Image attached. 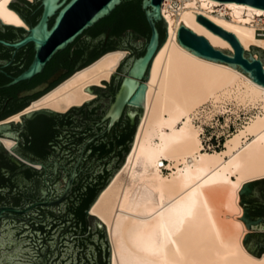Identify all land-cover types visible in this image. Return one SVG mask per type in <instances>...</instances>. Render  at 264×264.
Wrapping results in <instances>:
<instances>
[{
	"label": "bare ground",
	"instance_id": "1",
	"mask_svg": "<svg viewBox=\"0 0 264 264\" xmlns=\"http://www.w3.org/2000/svg\"><path fill=\"white\" fill-rule=\"evenodd\" d=\"M13 1L0 0V21L29 29L9 7ZM161 13L167 37L151 63L145 110L126 160L91 207L107 228L111 264H264V254L246 249L243 238L250 231L238 218L244 183L264 178V87L177 41L183 22L215 48L234 52L228 39L197 21L203 15L234 33L245 50L264 49L257 32L264 29V10L235 2L169 0L162 2ZM127 55L123 49L104 54L24 112L67 111L91 100L95 95L86 88L111 80ZM252 109L221 149L206 147L204 126L216 115ZM24 112L4 122H19ZM0 139L9 149L17 144Z\"/></svg>",
	"mask_w": 264,
	"mask_h": 264
},
{
	"label": "flooded vegetation",
	"instance_id": "2",
	"mask_svg": "<svg viewBox=\"0 0 264 264\" xmlns=\"http://www.w3.org/2000/svg\"><path fill=\"white\" fill-rule=\"evenodd\" d=\"M11 6L22 15L20 16L29 27L38 23L44 10L42 0H14ZM55 18L56 15L49 18V26L53 25ZM135 29H126V21L122 16L99 21L65 49L59 50L41 73L10 86L7 84L32 63L36 54L35 46L34 43H28L14 49L0 42V124L13 115L26 111L35 100L112 48L130 49V57L134 56V46H121L116 42L125 39L128 31H131L129 35L136 36L139 32ZM27 30L25 26H3L0 23V39L18 41L28 34ZM129 59L122 64L112 80L93 86L92 93L95 97L91 100L67 111H58L55 116L38 114L33 119L24 118L23 123L13 124V130L19 136V140L15 139L18 144L16 151L22 158L12 156L0 147V206L8 205L25 210L31 204L47 198L56 200L64 193L74 172L75 177L72 188L63 201L54 205H37L25 213L7 212L0 221V232L5 223H10L30 229L33 233L43 234L47 228V218L63 210L74 217V236L81 234L77 230L79 226L83 227V233L86 232V216H93L90 212L92 205L123 165L142 112L140 108L126 106L111 127L110 118L104 120L127 73ZM56 74L57 79L50 82L45 90L20 96L23 91L49 81ZM121 75L123 76L118 84ZM132 112L136 113L135 117ZM25 158L33 163V167L26 166ZM61 178L65 181L63 187L59 188ZM3 191L9 192L7 200H2ZM243 199L246 200L243 206L248 209L250 220L261 219L260 224L253 228L246 244L254 252L262 253L264 184L258 185L252 194L243 195ZM98 223L104 227L101 222ZM32 227L37 228L33 230ZM49 253L50 251L48 255ZM39 254L45 261L48 259L44 252Z\"/></svg>",
	"mask_w": 264,
	"mask_h": 264
},
{
	"label": "water",
	"instance_id": "3",
	"mask_svg": "<svg viewBox=\"0 0 264 264\" xmlns=\"http://www.w3.org/2000/svg\"><path fill=\"white\" fill-rule=\"evenodd\" d=\"M123 1L124 0H42L44 5L42 16L37 24L27 30L28 34L24 38L15 42L0 39L1 43L14 49H19L28 43H34L36 51L30 66L18 76L14 77L7 86L31 79L35 75L41 73L47 62L50 61L59 50L65 49L87 29L94 26L101 19L109 16ZM216 1L246 4L264 10V0ZM162 2L163 0H142V8L145 11L146 19L151 28L149 39L145 33L141 31L137 33L136 36L129 35L131 31H128L125 39L117 40L116 42L121 46H134L135 55L130 57L132 53L130 49L118 48L128 51V55L120 63L118 70L128 58L130 59L127 65V73L115 95V100L108 113L104 116V120L110 118V127L119 119L126 106L140 108V110H142L140 117L145 110V99L148 87L146 81L150 75L151 63L167 37V22L161 13ZM11 4L12 3H10L9 7L13 8ZM54 15H56L55 21L52 26H49V18ZM197 21L228 39L235 51L215 48L210 44L207 38L196 34L193 30L185 26L183 22H181L177 32V41L182 47L200 57L228 64L264 87V49L251 46V52H249L243 48L234 33L223 29L203 15H197ZM158 22L161 23L163 29L166 30L163 41H161V33L157 26ZM0 23L3 26H12L1 21ZM110 51L103 53L98 58ZM142 51L144 52L143 54ZM255 53L258 54V58L254 56ZM115 74L116 73L111 76V80ZM122 76L123 75L119 77L118 84ZM57 77L58 74L51 77L47 82L23 91L20 93V96L33 95L45 90L50 82L57 79ZM106 81L107 80L103 82L105 83ZM92 88L93 86H89L86 88V91L93 92ZM58 113V111L50 108H41L24 112L19 122L10 121L0 124V137L19 140L18 133L13 130V124L23 123L24 118L33 119L38 114L55 116ZM135 114L136 113L132 112L133 117H135ZM17 145L18 144L9 149L0 139V147L7 150L10 155L22 158L16 151ZM25 160L27 161L26 166L33 167V163H31L29 159L25 158ZM74 177L75 172L72 174L62 196L56 200L47 198L44 201L31 204L25 210L8 205L0 206V221L6 216L7 212L25 213L37 205H54L60 203L68 196L72 188ZM64 181V178L60 179L59 188L63 187ZM263 182L264 178H260L244 183L243 188L240 190L239 203L243 206V203L246 202V200L243 199V195L248 196L252 194L257 189L258 185L262 186L264 184ZM3 193L2 200H7L10 197L9 192L3 191ZM72 218L74 217L65 210L51 214L47 218V228L44 230L46 232L43 231V234L42 232L33 233L30 229L26 230V228L23 229L22 227H16L10 223H5L0 232V264H110V243L105 223L95 215H87L86 222L88 227L86 232L83 233V227L79 226L77 230H79L81 234L74 236L75 224ZM238 218L242 219L250 231L247 233L246 237L243 238L246 249L258 257L262 256L264 252H254L246 244L247 239L252 234L253 228L260 224L261 219L254 221L250 220L248 209L244 206L243 215L238 216ZM97 220L101 222V225L104 227L99 226ZM34 228L37 227H32L33 230ZM49 251L50 253L48 255ZM39 252H44L45 255H48V259L45 261L42 256H39Z\"/></svg>",
	"mask_w": 264,
	"mask_h": 264
},
{
	"label": "rangeland",
	"instance_id": "4",
	"mask_svg": "<svg viewBox=\"0 0 264 264\" xmlns=\"http://www.w3.org/2000/svg\"><path fill=\"white\" fill-rule=\"evenodd\" d=\"M205 109L208 111L209 106L205 107ZM255 110L256 109H252L249 112L240 110L238 116H236V114L234 113L233 115L232 114L216 115L214 120H212L211 122H209L204 126L205 133L203 134V137L206 147L207 148L211 147L212 149L214 148L221 149L226 136L232 133L234 130H236L237 127L243 125V123L247 121V119L250 117L251 114L255 112ZM202 117H203L202 115H199V117L196 119V122L199 123ZM228 118H230L229 124L226 123V120ZM107 235H108V231H107ZM108 239H109V235H108ZM109 243H110V264H111L112 246L110 239H109Z\"/></svg>",
	"mask_w": 264,
	"mask_h": 264
},
{
	"label": "trees",
	"instance_id": "5",
	"mask_svg": "<svg viewBox=\"0 0 264 264\" xmlns=\"http://www.w3.org/2000/svg\"><path fill=\"white\" fill-rule=\"evenodd\" d=\"M119 16H122L125 19L126 29L136 28L135 30L137 32L141 31V32L145 33V35L149 39L150 34H151V28H150V25L146 19L145 11L142 8V0H124L120 5H118L116 7V9L109 16L101 19L100 21L112 20L113 18H116ZM157 26H158L160 33H161V41H163L165 38V31L166 30L163 29L161 23H159V22L157 23ZM113 49H115V48H112L111 50H113ZM97 58H95V59H97ZM94 60H92V61H94ZM91 62H89V63H91ZM88 64H86V65H88Z\"/></svg>",
	"mask_w": 264,
	"mask_h": 264
},
{
	"label": "built area",
	"instance_id": "6",
	"mask_svg": "<svg viewBox=\"0 0 264 264\" xmlns=\"http://www.w3.org/2000/svg\"><path fill=\"white\" fill-rule=\"evenodd\" d=\"M167 1H169V0H164L163 2L165 3V2H167ZM174 1H177V2H179V0H174ZM261 23H264V21H262ZM258 36H262V37H264V29H262V28H258ZM165 160H163L162 162H161V164H160V167L162 168V169H164V170H166V164H165Z\"/></svg>",
	"mask_w": 264,
	"mask_h": 264
}]
</instances>
